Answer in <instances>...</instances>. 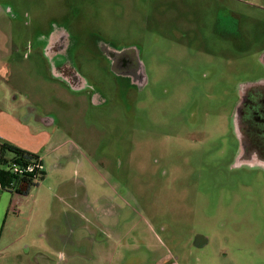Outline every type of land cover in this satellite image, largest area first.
Masks as SVG:
<instances>
[{"label": "rangeland", "instance_id": "374dc122", "mask_svg": "<svg viewBox=\"0 0 264 264\" xmlns=\"http://www.w3.org/2000/svg\"><path fill=\"white\" fill-rule=\"evenodd\" d=\"M263 56L264 0H0V77L28 79L0 102L59 128L53 262L264 264V167L232 124Z\"/></svg>", "mask_w": 264, "mask_h": 264}, {"label": "crops", "instance_id": "0c3cea01", "mask_svg": "<svg viewBox=\"0 0 264 264\" xmlns=\"http://www.w3.org/2000/svg\"><path fill=\"white\" fill-rule=\"evenodd\" d=\"M21 83L28 79L9 73L0 77L1 82ZM65 83L61 82L63 91ZM14 89V88H12ZM15 93V91H14ZM28 91L26 92V94ZM9 101L0 102V144H9L41 159L44 174L37 189L27 195L4 190L0 185V264H61L52 257H61V144H58L59 128L46 129L52 121L42 118L36 122L34 108H22ZM27 102V101H26ZM6 157V158H10ZM61 218V217H60ZM70 245L73 232L63 238Z\"/></svg>", "mask_w": 264, "mask_h": 264}, {"label": "flooded vegetation", "instance_id": "af4514ba", "mask_svg": "<svg viewBox=\"0 0 264 264\" xmlns=\"http://www.w3.org/2000/svg\"><path fill=\"white\" fill-rule=\"evenodd\" d=\"M61 35L49 43L48 52L52 56L64 54L67 45H60ZM64 51V52H63ZM124 56H112L114 63L121 64ZM264 67V56L261 58ZM59 73L68 82H73L72 70L67 64L59 66ZM73 71V70H72ZM80 81L75 86L78 87ZM238 92L232 114L233 131L237 142L239 163L253 174L256 166L264 167V76L251 78L238 84Z\"/></svg>", "mask_w": 264, "mask_h": 264}, {"label": "trees", "instance_id": "16d2710c", "mask_svg": "<svg viewBox=\"0 0 264 264\" xmlns=\"http://www.w3.org/2000/svg\"><path fill=\"white\" fill-rule=\"evenodd\" d=\"M9 156L11 157L6 158ZM33 157L35 156L9 144H0V185L4 190L27 195L31 188L37 186L32 182L30 176L19 177L10 171L12 165L22 166Z\"/></svg>", "mask_w": 264, "mask_h": 264}, {"label": "built area", "instance_id": "2783aa9c", "mask_svg": "<svg viewBox=\"0 0 264 264\" xmlns=\"http://www.w3.org/2000/svg\"><path fill=\"white\" fill-rule=\"evenodd\" d=\"M10 171L13 175L19 177L28 175L31 177L32 182L35 185H38L44 174V166L41 159L35 156L29 162L22 166L12 165Z\"/></svg>", "mask_w": 264, "mask_h": 264}]
</instances>
